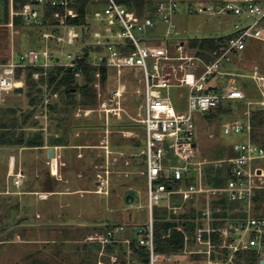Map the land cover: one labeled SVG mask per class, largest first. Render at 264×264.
<instances>
[{
	"label": "built area",
	"instance_id": "built-area-1",
	"mask_svg": "<svg viewBox=\"0 0 264 264\" xmlns=\"http://www.w3.org/2000/svg\"><path fill=\"white\" fill-rule=\"evenodd\" d=\"M73 1L27 2L19 11H15L12 6L11 16L15 13L21 14L26 23H40L42 11L39 5L46 3L62 5L65 7V14L55 13V16L60 18L61 34L45 32L43 35L46 39L55 38L60 44H75L81 37V29L86 25L75 26L66 23L67 16L78 15V11L70 6ZM222 2L224 3L217 6L214 4L192 6L191 10L209 15L233 13L252 20L242 25L235 24L232 36L223 42L221 51L216 50L212 53V61H206L198 55L186 39L176 38L172 45L167 43L171 34L180 35V30L173 21L174 15L179 11V3L176 0L157 2L154 14L144 17L126 9L116 0H108L103 8L93 14V19L100 22L96 28L90 27L93 44L103 48V51L95 53L93 63L105 64L114 69L118 83L106 93L97 81L95 86L98 89L100 108L80 109L79 114L88 116L94 111H100L106 120L113 116L121 119L123 117L121 98L127 90L125 82L121 81L123 70L138 67L144 73L145 102L141 108L145 110V115L135 120L146 133L145 147L140 151V154L145 156L146 170H140L139 173L147 176L146 206L150 217L138 232L137 245L149 250L147 264L158 262L185 264L184 261L187 258L190 260L193 256L201 257L198 261H203V264H238V253L242 251H255L258 256L257 264H264V214L256 210L254 203L258 190L264 189V145L254 142L251 138L252 109L264 107V75L258 67H255L251 77L255 80L261 98L247 100L242 118L230 119L222 125L226 134L245 133L246 141L233 144L232 153L218 159L201 158L197 141L199 116L216 110L222 101L246 99L245 91L230 77L236 76V73L227 69L233 55L243 51L250 40L264 42V1L222 0ZM8 25L14 26L13 21L11 20ZM156 27L162 31L164 39L159 42L147 41L145 34ZM127 46H132L133 50L128 51ZM60 54L58 56L56 51L46 47L25 50L21 55V61H17L12 54L11 58L4 62L0 55V105L4 101L5 93L23 86L24 80L16 78L17 67L26 65H41L46 68L53 65L74 67L78 64L77 59L81 57L80 51ZM56 55L59 57L57 60L54 59ZM38 76L39 73L34 74V77ZM97 77H100L99 72ZM221 80L225 81L224 84ZM18 81L21 85H18ZM182 87L188 90L183 108L177 106L170 95L171 88ZM57 98L58 93L51 95L46 92L43 103L34 114V119L47 121L50 115L48 105ZM44 124L43 129L47 132L48 126ZM104 148L108 149L109 146L105 144ZM210 165L215 166L214 168L228 169L229 177L224 185L212 186L207 182L206 168ZM97 176L99 187L103 189L107 184L105 178L101 173H97ZM223 176H226V172ZM187 181H190L189 185L186 184ZM97 192L101 193L100 190ZM222 197L239 204L227 209L228 216L216 217L214 213L222 211L223 208L220 204L214 207V202ZM200 198H203V206L201 209L196 208L195 219L177 218L179 222L177 228L184 232L183 249L179 252H156L154 207L160 206L164 201V207L179 215L184 213L182 210H185L186 203L198 201ZM185 220L196 223L193 235L185 231L183 225ZM214 221H223V224L215 227ZM125 229L124 224H112L104 231H96L85 238V242H97L102 245L96 264H121V257L117 253L110 254L107 260L101 258L108 243L126 244L124 254L127 264L138 258L131 245L132 238L123 236ZM214 233H217L220 242L214 240Z\"/></svg>",
	"mask_w": 264,
	"mask_h": 264
},
{
	"label": "rangeland",
	"instance_id": "rangeland-1",
	"mask_svg": "<svg viewBox=\"0 0 264 264\" xmlns=\"http://www.w3.org/2000/svg\"><path fill=\"white\" fill-rule=\"evenodd\" d=\"M153 1L157 3L160 0ZM176 1L179 3V11L174 15L173 21L180 30V35L168 36L167 43L170 45L176 42V38L226 35L233 31L235 24L242 25L252 20L233 13L209 15L191 10L192 3L195 7L210 4L217 6L224 3L220 0ZM98 23L100 24L92 19L90 27L96 28ZM35 29L37 28L26 25L18 28L0 24V55L4 62L12 54L16 57L17 52L39 48L31 45L36 39L35 35H31L36 32ZM84 30L86 33L87 27ZM161 35L160 40H163V33L160 32L155 34L156 39ZM81 38L75 44H60L56 39L49 40L50 46L45 45L43 48L53 49L58 56L61 52H77L83 44ZM247 44L246 50L233 55V60L227 67L236 73V76L230 77L237 84L243 79L248 82L251 100L255 96L261 98L254 88L257 85L251 75L256 66L264 74V42L250 40ZM24 77L23 72L21 78ZM121 81L127 86L121 98L123 117L119 119L113 116L106 120L100 111L85 116L79 114L80 109L75 110L74 118H70L73 130L69 136L72 144L68 148L69 153L65 151L66 147L57 146V158L50 159L44 151H41L44 153L42 155L31 148L0 146V264H82L83 250L80 247L88 235L102 231L108 225L125 224L123 236H137L149 221V209L146 206L147 176L139 173L140 170H146L145 156L140 154L145 147L146 133L135 120L145 115V110L141 108L145 102L144 73L138 67L126 68ZM221 81L224 84L225 81ZM22 83L24 85V81ZM117 83L116 72L111 69L104 91L107 93ZM187 91L186 87L170 89V95L177 106L184 107ZM100 106L101 104L97 108ZM232 108L230 113H219V109H216L199 116L197 141L201 158L226 157L232 153L233 144L246 141L245 133L226 134L223 130L225 121L242 118L244 108L239 106L238 101H233ZM29 109L26 90L21 93L12 90L5 93L0 105V117L22 118ZM40 120L50 127L45 134L46 139L58 136L50 117L47 121ZM78 143H84L85 147L81 148L80 144L75 148ZM104 143L109 146L108 149L104 148ZM36 154H39L40 159L36 158ZM11 156L16 158L15 172L12 175L9 172ZM36 160H39V164ZM55 163L57 174L53 175ZM82 167L92 173L91 179H81L78 176ZM97 173H101L105 184L107 183L103 189L99 187ZM49 187L54 190L52 193L47 190ZM130 188L136 189L138 202L126 201L125 196ZM232 203L233 207L239 204ZM162 205L164 201L160 207L155 206L156 216L162 212ZM192 205L202 208L201 198L193 203H186L185 210L182 211L189 213ZM10 207L11 211L8 210ZM5 223L10 226L3 231ZM10 231L15 234L9 236ZM22 232L26 234L25 237L21 235ZM187 259L185 264H203V261H198L201 260L199 256Z\"/></svg>",
	"mask_w": 264,
	"mask_h": 264
},
{
	"label": "trees",
	"instance_id": "trees-1",
	"mask_svg": "<svg viewBox=\"0 0 264 264\" xmlns=\"http://www.w3.org/2000/svg\"><path fill=\"white\" fill-rule=\"evenodd\" d=\"M116 1L122 4L126 9L134 11L140 17L154 14L156 2L153 0ZM27 2H36V0H13V3H11V0H0V24L8 27V24L12 20L13 25L18 28L24 25L31 28L36 27V32L31 33V35H35L36 38L34 39L35 41L31 43V45L39 48H43L45 45L50 46L49 40L52 41L55 38L50 37L49 39H46L43 34L45 32L55 35L61 34L62 29L59 26L60 18L56 17L55 13L58 12L61 15L65 14V7L62 5H52L50 3L39 5V9L42 11L40 23H26L24 17L21 14L15 13L13 16H11L12 6L15 11H19L23 4ZM107 3L108 0H74L70 4L71 7H74L78 11V15L74 17L67 16L66 23L75 26L86 25L87 27L86 33L84 32L85 28L81 29L82 38H80L83 44H81V47L78 50L81 53V57L77 59L78 64L76 66L71 67L64 65H53L46 68L41 65H26L17 67L16 78L22 79L21 75L23 72L25 73V77L23 78L24 85L17 87L15 91L21 93L26 90L30 109L24 113L22 118H18L17 116L8 117V119L5 117H0V146H18L24 149H34L36 147L44 148L43 146L48 144L61 145L66 147L65 151L70 150L68 148L72 144L70 142L69 136L73 130L72 126L70 125V118H74V113L77 109H96L98 107V89L95 86V83L99 81L102 89L105 90L111 75V68H109L107 65H96L93 63L95 53L103 51V48L93 44L94 39L91 36L90 31V20L93 19L94 12L103 8ZM158 32L162 34V31H160L157 27L149 30L148 33L145 34V39H147V41H162L160 40L162 39V35L159 39H156L155 37V34ZM231 36L232 33L218 37H194L188 39V44L190 47L194 48L196 53L202 56L206 61H212V53L216 50L220 52L223 42ZM247 47L244 50H246ZM127 50L132 51L133 47L127 46ZM23 52L24 51L17 52L15 57L17 61H21V55ZM239 53L240 52H236L235 55H238ZM54 59L57 60L59 57L56 55ZM98 72L100 73V77H97ZM35 73H39L37 78L34 77ZM239 85L245 91L246 99L222 101L217 108L219 109V113H230L233 110V101H238L239 106L242 108L246 107L247 100H249L251 97V92L249 91L251 88L248 82L244 79L239 83ZM254 88H256L257 93L261 95L259 89L257 87ZM46 92L51 95L58 93V98L49 103L48 108L50 122L54 123L55 133L59 134L58 136L53 135L48 139H46V131L43 129V124L40 122V120L34 119V114L38 110L40 104L43 103ZM255 97H252L254 99L251 100L259 99ZM9 110L14 111L13 109ZM251 123L252 140L258 144L264 145V107H256L252 109ZM49 129L50 127L48 125L47 131ZM206 171L207 182L212 186L224 185L229 177L228 169L224 167L214 168L213 165H210L206 168ZM225 172L226 176H223ZM186 184L189 185L190 181H187ZM194 201L195 200H192V203ZM201 201L203 205V198H201ZM254 203L256 210L258 212L262 211L264 214V189L258 190L254 198ZM218 204L222 206L223 210L220 212H215L214 216L216 217L228 216L229 211L227 209H230L234 205L232 202L227 201L226 197H222L217 202H214V207H216ZM158 207L160 206L158 205ZM161 208H163V210L157 216L155 207L153 209L155 250L158 253L179 252L184 247V232L177 228L179 225L177 218L195 219L197 217L196 207L192 205L189 213H181L179 215L174 214L163 205ZM8 210L11 211L12 207L8 208ZM213 224L215 227H218L223 224V221H214ZM183 225L187 233L190 235L194 234L196 229V223L194 221L185 220ZM9 226L10 225L8 223L3 224L2 230L4 231ZM105 229L106 227L102 231ZM13 234L15 233L10 231L8 235L12 236ZM21 235L24 237L26 236L24 232H22ZM131 238V245L138 254V258L132 259L131 264H147L149 262V250L144 247H138V235L132 236ZM214 240L216 242H220V238L218 237L217 233H214ZM80 249L83 250V256L81 260L82 264H95L100 256L102 245L101 243L97 242H84ZM125 249V243H108L104 247L105 254H103L101 258L107 260L110 254L117 253L121 257V264H127V259L124 254ZM238 257V264H257L258 256L255 251L239 252Z\"/></svg>",
	"mask_w": 264,
	"mask_h": 264
},
{
	"label": "crops",
	"instance_id": "crops-1",
	"mask_svg": "<svg viewBox=\"0 0 264 264\" xmlns=\"http://www.w3.org/2000/svg\"><path fill=\"white\" fill-rule=\"evenodd\" d=\"M187 41H188V39H186ZM257 67V66H256ZM227 69H230V68H228L227 67ZM258 69H259V71H260V68L258 67ZM261 72V71H260ZM264 75V74H263ZM48 132V131H47ZM47 132H46V134H47ZM82 145V147L81 148H84L85 146H84V143H78L76 146H78V145ZM55 146H61V145H48V144H46L45 146H44V148H34L33 150H36V151H38V152H40L42 155L44 154L43 152H41V151H44L45 153H47V156L49 157V155H48V150H49V148H52L53 149V156L52 157H50V159L51 158H54V157H56V152H57V148H55ZM88 147H92V146H88ZM94 148L96 147L95 145L93 146ZM97 148V147H96ZM68 153L70 152V151H67ZM36 156V158H38V159H40V157H39V154H36L35 155ZM80 156V155H79ZM11 158H12V156H11ZM14 158V167H13V169L15 168V162H16V158H15V156L13 157ZM39 160H36V162H38ZM38 164H39V162H38ZM10 172V171H9ZM13 172H15V171H13ZM53 175H54V173H53ZM53 178V177H52ZM58 180V179H57ZM48 191H50L51 193L53 192L52 191V188L51 187H49L48 189H47ZM48 198V197H47ZM125 225V224H124ZM125 232V231H124ZM128 236H130V237H132V235H128Z\"/></svg>",
	"mask_w": 264,
	"mask_h": 264
},
{
	"label": "water",
	"instance_id": "water-1",
	"mask_svg": "<svg viewBox=\"0 0 264 264\" xmlns=\"http://www.w3.org/2000/svg\"><path fill=\"white\" fill-rule=\"evenodd\" d=\"M53 149L52 148H49L48 150V155L49 157H52L53 156ZM125 199L127 202H138L139 199L136 198V189H133V188H130L128 191H127V194L125 196ZM20 222V220L18 221Z\"/></svg>",
	"mask_w": 264,
	"mask_h": 264
},
{
	"label": "flooded vegetation",
	"instance_id": "flooded-vegetation-1",
	"mask_svg": "<svg viewBox=\"0 0 264 264\" xmlns=\"http://www.w3.org/2000/svg\"><path fill=\"white\" fill-rule=\"evenodd\" d=\"M100 104V103H99ZM80 135V134H79ZM44 147V146H43ZM77 148H78V146H76ZM36 148H38V147H36ZM80 156H83V155H80ZM87 169H85V168H81L80 170H79V173H78V176L82 179V178H84V177H86L87 179H91L92 178V173H90V171H86ZM78 177V178H79ZM48 197V196H47ZM20 223V222H19Z\"/></svg>",
	"mask_w": 264,
	"mask_h": 264
},
{
	"label": "bare ground",
	"instance_id": "bare-ground-1",
	"mask_svg": "<svg viewBox=\"0 0 264 264\" xmlns=\"http://www.w3.org/2000/svg\"><path fill=\"white\" fill-rule=\"evenodd\" d=\"M18 85H21V82L20 81H18ZM13 157L14 156H12L11 161H10V175H12L13 174V171H15V168L13 169V167H14V158ZM53 170H54L53 173L54 174H57V163L54 164Z\"/></svg>",
	"mask_w": 264,
	"mask_h": 264
}]
</instances>
